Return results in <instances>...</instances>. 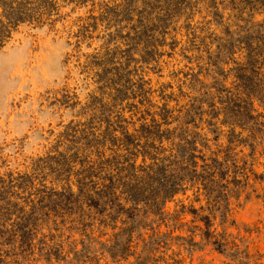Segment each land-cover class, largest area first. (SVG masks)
I'll list each match as a JSON object with an SVG mask.
<instances>
[{
	"label": "rangeland",
	"instance_id": "374dc122",
	"mask_svg": "<svg viewBox=\"0 0 264 264\" xmlns=\"http://www.w3.org/2000/svg\"><path fill=\"white\" fill-rule=\"evenodd\" d=\"M62 15L54 27H20L0 49V223L25 215L29 225L28 248L0 247V264L133 262L83 234L90 226L105 242L131 224L107 218L104 168L116 149L144 164L123 133L137 143L153 120L165 139L174 128L194 137L196 155L218 153L216 190L229 203L211 224L222 247L202 238L209 210L197 185L167 202L171 220L136 218L146 236L185 239H168L157 264H264V0H90ZM81 20L94 27L78 37ZM88 164L92 209L77 186Z\"/></svg>",
	"mask_w": 264,
	"mask_h": 264
},
{
	"label": "trees",
	"instance_id": "16d2710c",
	"mask_svg": "<svg viewBox=\"0 0 264 264\" xmlns=\"http://www.w3.org/2000/svg\"><path fill=\"white\" fill-rule=\"evenodd\" d=\"M90 0H0V49H2L17 33L22 26H30L33 28L54 27L58 22L66 19V15H62V10L67 7L77 8L79 5L85 4ZM93 19V17H92ZM78 22V37L87 34V30L94 27L86 22ZM89 29H88V28ZM164 124L168 125L167 121L171 117L165 115ZM156 122L153 120L151 125L144 124L142 128L146 138L140 136V140L132 141L133 134L127 132L123 133L129 143L128 145L120 144L119 147H126L129 155H134L130 152V148L141 151L143 155V163L136 166L137 161L131 163V159H127V155H121L120 149L112 150L109 165L105 166L104 170L107 174L108 185H104L101 194L109 202V209L111 212L107 214V218H113L112 211H116L118 216L125 215L131 224L126 227H120V231L112 236L111 239L105 242L100 241V236H95V230L85 226L84 236L87 240L99 241L103 247L107 248L115 258H121L128 261L130 257L134 259L129 264H157L159 256L164 249L169 246L168 239H184L181 236L173 237L169 233H162L157 228H151V234L146 236L143 231L136 230V218L146 217L149 219L152 216H157L162 222H167L168 214L165 212L167 202L171 201L178 193L186 192L189 186H196L197 192L200 196V191L203 189L208 204L209 214L204 217L208 222L206 223V230L202 231V238H215L213 244L219 247L226 246V239L223 234H218L211 231L212 219L216 214L223 218L227 217L229 209L228 195H220L221 192L216 190V187L221 185L223 181V162L219 160L218 153H213L212 157L207 158L206 154L196 155L198 150L196 139L193 137L189 139L188 136L180 135L179 128H174L171 137L163 138L161 129L154 133ZM157 130V129H156ZM160 136V139H158ZM142 140L145 144L141 145ZM164 140L170 143L168 149L163 148ZM114 141H120V138L114 136ZM159 143V145H157ZM115 146H117L115 144ZM118 147V148H119ZM148 150V151H144ZM164 151V152H163ZM165 153H168L166 155ZM165 154V155H164ZM104 158L101 153L98 154ZM162 156V157H161ZM125 158V162L121 164L118 159ZM197 159H201L203 165H200ZM147 160L151 164L147 165ZM209 162V163H208ZM84 167L87 169H84ZM158 169V170H156ZM94 166L91 164L83 165V171L79 174L77 186L79 195H81L88 203L89 208H96L100 203H94L93 196L90 195L88 175L92 174ZM127 170L133 171L132 175L124 176ZM221 187V186H220ZM67 189L70 194H73L71 184H68ZM97 194V193H94ZM199 201V200H198ZM99 202V200H98ZM129 205V206H128ZM128 206V207H127ZM185 212L186 207L183 206ZM205 209L201 207L198 212H203ZM101 213V212H100ZM25 215L17 217V220L11 222L10 228L5 224L0 223V247L7 245L9 248H15L16 245L21 249L28 248L29 241L28 227ZM135 219V220H134ZM173 219V218H172ZM174 220V219H173ZM172 220V221H173ZM178 222L177 220H175ZM141 227V226H140ZM138 227V229H140ZM202 230V229H199ZM115 239V240H114ZM185 240V239H184ZM194 239H192L193 242ZM83 243L85 241H82ZM8 255H10L8 253ZM14 256L19 255L13 253ZM51 264V260H48Z\"/></svg>",
	"mask_w": 264,
	"mask_h": 264
}]
</instances>
